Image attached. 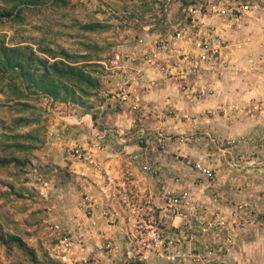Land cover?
<instances>
[{"label": "crops", "instance_id": "obj_1", "mask_svg": "<svg viewBox=\"0 0 264 264\" xmlns=\"http://www.w3.org/2000/svg\"><path fill=\"white\" fill-rule=\"evenodd\" d=\"M180 6L186 10L182 2L165 11V26L137 25L138 39L126 45L121 68L106 81L114 95L88 107H49L39 176L41 189L52 195L53 222L68 230L67 264L134 261L133 237L152 218L140 221L124 198L158 208L165 196L185 191L207 219L223 220L229 251L206 254L205 241L214 233L202 237L194 229L185 237L179 219L162 221L156 214L169 243L166 255L144 252L137 261L264 264V10L204 13L192 30V24L181 27ZM140 126L165 134V145L140 143L132 134ZM194 133L202 137L189 136ZM224 140L234 145L221 149ZM224 239L213 240L223 245Z\"/></svg>", "mask_w": 264, "mask_h": 264}, {"label": "rangeland", "instance_id": "obj_2", "mask_svg": "<svg viewBox=\"0 0 264 264\" xmlns=\"http://www.w3.org/2000/svg\"><path fill=\"white\" fill-rule=\"evenodd\" d=\"M182 2L186 10L180 6V19L184 20L181 27L192 24V30L197 29V19L204 13L237 16L246 11L264 10V0H47L37 6H18L9 16L11 5L0 0V42L6 46H28L43 58L47 54L42 51L48 49L77 58L76 65L92 71L100 80L97 96L80 102V106L88 107L114 95L113 86L106 81L112 80L119 70L108 71L104 63L116 54L126 55V45L138 39L137 25L165 26V11L172 4ZM89 25H96V29L85 30ZM85 57L88 60L82 59ZM29 97L18 99L8 80L0 81V157L11 153L21 162L0 168V264H67L62 256L69 247L68 230L57 229V223L52 220V195L41 189L39 170L43 168L37 154L47 137L49 107L55 101L39 94ZM19 118L30 123L17 126ZM26 133L35 135L37 141L12 138ZM189 136L202 137V134ZM14 141L35 144L36 148L4 149ZM59 230L61 238L57 239ZM10 237L19 238L24 247L20 249L14 242L8 244Z\"/></svg>", "mask_w": 264, "mask_h": 264}, {"label": "trees", "instance_id": "obj_3", "mask_svg": "<svg viewBox=\"0 0 264 264\" xmlns=\"http://www.w3.org/2000/svg\"><path fill=\"white\" fill-rule=\"evenodd\" d=\"M4 1L7 5H11V9L7 13L11 16L18 6H37L47 0ZM84 29L92 31L96 29V25H89ZM42 52L47 54V58L40 57L28 46H6L0 42V81L7 79L9 88L18 99L25 100L30 98V94H39L49 97L55 102H73L81 105L80 102L83 98L97 96L100 88L99 77L93 75L92 71H86L84 67L76 65L78 63L77 58L64 51L59 54L51 49ZM82 59L88 60L86 57ZM20 105L31 108L27 103H20ZM29 123L27 119L19 118L16 120L17 126L28 125ZM12 138H22L30 140V142L37 141L35 135L31 133L15 135ZM35 148V144L28 145L24 142L14 141L5 145L4 149L28 151ZM11 164L20 165L21 162L11 153L9 156L0 157V168ZM12 242L16 243L20 249L24 247V243L17 237H10L7 241L8 244ZM127 264H141V262L131 261Z\"/></svg>", "mask_w": 264, "mask_h": 264}, {"label": "built area", "instance_id": "obj_4", "mask_svg": "<svg viewBox=\"0 0 264 264\" xmlns=\"http://www.w3.org/2000/svg\"><path fill=\"white\" fill-rule=\"evenodd\" d=\"M202 46V43L198 44V47ZM154 60V58L148 59L149 62L153 61V63L157 64V62ZM122 61L123 57L120 54H116L112 60H110L108 63H104V66L108 71L113 72L121 68ZM106 96L107 94L105 93V97ZM112 132V130H109L104 134L99 133L96 135V139L98 141H101L104 139L106 134ZM116 134L122 138H132V134L139 135V142L145 146L154 142L156 146L163 147L166 141L165 134L160 131H153L150 129L148 130L144 126L138 127L132 134L124 133L123 131H117ZM190 138L191 137H186L183 140ZM194 138L196 140H199L200 137ZM232 145H234V142L228 140H224L219 143L221 149H227ZM74 154L81 158L85 157V153L78 150H75ZM124 203L128 211L136 213L139 216L140 221L144 220V217H142L143 215H149L152 218V223L150 224L142 225L141 223L137 228V233L133 237V243L137 245L136 249L133 251L132 256L134 261H137L144 252H154L156 254L161 253L163 255H166L169 243H167V239H165L164 232L156 224V214L162 221H173L175 219H179L181 222V226H179L178 229L180 230V233L185 237H188V235H193L192 230L194 229H196V232H199L202 237H207L209 234L214 233L212 239H206L205 241L204 249L206 254L212 255L214 253L219 254L228 252L229 248H231L232 246L230 233H223V220L216 215L207 219L204 216V211L201 209V207L194 205V203L190 200L189 193L186 191L179 194H171L165 196L162 199V204L158 208L150 206L149 203H145L144 205L142 202L130 196H126L124 198ZM245 206V204L237 205L236 208L238 207V210H240ZM99 213L103 217H106L108 216V209L103 208ZM220 234L225 235L223 245L215 244L217 242L213 240L219 237ZM167 259L173 260L170 256H167ZM91 262H93V260L89 261L83 259L80 261V264H91Z\"/></svg>", "mask_w": 264, "mask_h": 264}]
</instances>
